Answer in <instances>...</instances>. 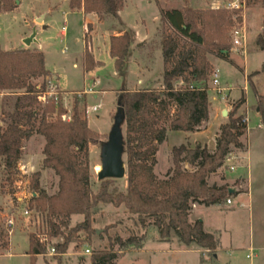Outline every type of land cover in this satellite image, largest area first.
Segmentation results:
<instances>
[{"label":"trees","instance_id":"trees-1","mask_svg":"<svg viewBox=\"0 0 264 264\" xmlns=\"http://www.w3.org/2000/svg\"><path fill=\"white\" fill-rule=\"evenodd\" d=\"M191 1L184 0V8L160 9L162 21L171 29L165 28L161 41L162 87L145 86L134 90L123 87L119 91L118 101L126 115L128 187L125 191L115 185L114 179L102 181L97 193L92 189L90 146L95 145L99 137L82 115L80 100L76 99L70 120L63 118L67 110L62 96L59 102L49 99L43 104L39 100L50 76L45 53L30 48L0 49V93H23L26 98L16 102L6 125L0 124V164L13 180L11 175L22 157L24 142L35 133L41 134L45 138L44 167L52 169L59 179L57 192L49 194L41 187V172L33 174L31 186L36 195L31 198V208L44 217L47 229L45 234H29L28 254L32 264L38 256L47 255L48 236L62 238V242L53 246L54 257L59 262L73 243L76 248L80 247L81 232L90 240L96 234L93 220L100 204L124 205L137 228L145 230L152 224L164 241H170L173 233L185 244L195 243L213 255L217 253L219 239L205 231L202 220L191 222L190 214L194 204L219 205L234 194L230 193L228 184L211 185L209 177L224 165L232 147L244 148L241 138L248 130L247 112L237 114V110L246 104L247 94L242 93L235 110L229 114V121L221 126L213 151L200 143L193 148L186 144L175 146L169 177L160 178L155 172L158 145L167 140L168 130L194 132L210 118L208 82L214 69L210 56L230 61L231 34L235 26L230 10L196 8ZM254 4L264 7V0H246V5ZM124 5L125 0H69L72 10L83 9L99 17L118 19ZM17 7L18 0H0V13ZM134 42L132 30L110 38V55L120 75H127V60ZM257 44L264 50V30ZM83 61L86 71L102 63L95 60L88 47ZM180 80L184 85L177 87ZM250 83L256 89L254 83ZM255 93V109L264 116V95L257 90ZM36 101L41 104L37 106ZM184 162L191 164L194 170L185 168ZM77 214L84 219L70 226L71 218ZM143 240L144 236L139 238L135 234L126 241L117 236L111 246L93 251L91 263L116 264L115 243L140 248ZM3 245L6 243L0 241V250Z\"/></svg>","mask_w":264,"mask_h":264},{"label":"rangeland","instance_id":"rangeland-1","mask_svg":"<svg viewBox=\"0 0 264 264\" xmlns=\"http://www.w3.org/2000/svg\"><path fill=\"white\" fill-rule=\"evenodd\" d=\"M129 1L132 15L141 12L149 19H153L159 9L185 7L184 0H158L157 4L148 0ZM229 1L231 0H192L191 5L204 9L226 8ZM39 12L47 13L44 24L35 20ZM231 15L233 16L232 12ZM238 15L239 18L234 19V28L240 25L239 23L245 27L247 34L245 49L235 51L232 44L231 62L225 59L216 61L218 57L210 56V60L214 64L216 62L217 66L214 65L213 70L217 68L220 70L219 81L222 91L217 90L213 84L212 74L208 82L210 112H217L218 119H214L213 116L209 123L206 121L197 129V131L207 129L201 139L213 146L221 126L229 121V114L235 110L242 93L247 94L246 104L237 110V114L247 112L248 130L241 138L244 148L232 147V160L225 161L224 165L209 177L211 185L228 184L234 190V194L229 196L234 203L227 205L225 201L219 205L204 206L196 210V215H202L205 220L206 227L218 234L216 257L195 243L188 245L176 240L153 242L147 239L143 250L136 246L123 247L115 243L114 248L118 253L116 264H264V116L255 109L257 104L255 90L264 95V50L257 44L258 36L264 30V7L262 4L246 5ZM92 18L91 16L90 19ZM84 21L81 13L70 11L69 5L66 2L61 3V0H21L18 9L0 13V49L27 48L25 38L30 36L34 29L37 31L36 41L32 42L29 48H40L45 53L49 77H53L58 85L67 110L63 118L71 119L76 99H79L82 115L87 118L90 128L99 137V141L90 146L91 184L93 191L97 193L101 181L97 178L96 166L101 165V146L107 140L114 124L119 91L123 87L127 88V83L137 82L143 76L144 83H137L138 87L147 86L150 80L151 86L157 82L161 84L156 88L162 87L163 72L159 69L156 55L159 53V41H162L165 28L169 31L171 29L161 22L159 41L154 40L152 48L137 51L142 60L139 75L136 77L133 69L129 68L128 76H123L116 72L115 62L109 54L107 27L98 26V35L95 36L89 27L85 30ZM64 25H67L66 36L62 35ZM116 25L119 26L117 23ZM87 47L95 60L102 62L92 71L84 69L83 56ZM38 82L40 84L42 79ZM182 85L184 83L181 80L176 83L177 87ZM134 89L137 88L129 90ZM93 93H96L97 97H94ZM18 100H26L23 93H0L2 126L6 125L8 114L14 110ZM39 103L35 102L37 106ZM96 104H101L100 109L87 113V107ZM221 109L228 110V116L221 114ZM174 110L175 106L172 107V111ZM124 130L126 133L125 125ZM167 134V140L158 145L159 150L156 154L155 172L163 179L169 177L173 168V148L181 144L193 148L198 143L191 135L182 131L168 130ZM44 145V136L36 133L24 142L22 157L11 175L13 180L9 179L8 171L2 163L0 164V233L3 234L0 241L6 243L0 250V264H32L31 256L28 254L29 234L46 232L44 217L31 208L34 193L31 182L34 173L41 172V187L49 194H54L58 190V176L43 164ZM183 164L188 170H194L188 162ZM232 166L235 167L234 170L231 169ZM127 178L128 176L115 179V185L122 191L128 187ZM28 208L30 213L26 215L24 210ZM11 218L14 220L13 226L8 225ZM83 219V215H74L70 226H75ZM93 227L96 234L88 240L87 234L81 232L83 241L80 247L76 248V244L73 243L60 262L51 254V248L62 242V238L48 236L47 255L38 256L34 264H92L90 256L93 251L111 246V242L117 236L124 241L134 234L139 238L144 236L145 239L143 234L145 230L136 227L134 218L124 205L120 207L112 204L98 205ZM87 249L90 253L86 252Z\"/></svg>","mask_w":264,"mask_h":264},{"label":"crops","instance_id":"crops-1","mask_svg":"<svg viewBox=\"0 0 264 264\" xmlns=\"http://www.w3.org/2000/svg\"><path fill=\"white\" fill-rule=\"evenodd\" d=\"M148 1L150 3H156V4L158 2V0H148ZM62 2H66L69 5V0H64V1L61 0V3ZM129 3H130L129 0H125V5H124L123 9L119 12V19L115 18V17L112 18V16L99 17V15H97L95 13H86L83 9L72 10L70 8V6H69V10L81 13L85 18V21H84L85 30H87L89 27L91 30L90 32L93 33V35H95V36L98 35V30H97L98 26L107 27L109 54H110V38H111V36L120 35V34L124 33L126 30L134 31L135 32V42L132 45L131 55L127 60V65H128L127 70L129 68H132L135 76L137 77L139 75L138 71H140V69L142 68L141 64H140L142 60L140 58V53H138V52H139V50L148 49V48L153 47V44H154L153 41L158 40V38H160V34H159L160 23L161 22L164 23V22L162 21L160 9L157 13H155L156 15L153 17V19H149V18H146V16L141 12H136L135 15H132V12H130V10H129ZM20 4H21V0L18 1V7L16 9L19 8ZM172 8H180V7H172ZM41 15H44V20H43V23H40V24H44L46 22V16H47V13H45V12L44 13L39 12L35 16V20H36V18L40 17ZM91 16L93 17L92 19H90ZM116 23L119 24V26H117ZM88 24H90L91 26H89ZM64 26H66V29H63ZM64 26L62 27V35L66 36L67 35V25H64ZM44 28H47V26H44ZM95 36H94V38H95ZM156 46H157V44H156ZM159 46H160V48L158 49L159 53L156 55V57H157V61L159 62V69H161V71L163 72L164 60H163V55H162L161 40L159 41ZM27 48H29V46H27ZM31 49H40V48H32L31 47ZM220 59L221 58H217L216 61H219ZM97 61H99V60H97ZM212 64H213V66L214 65L216 66V62H215V64H214V62H212ZM75 66H76V64H75ZM162 72H160V73H162ZM127 73H128V71H127ZM139 73H141V72H139ZM127 76H128V74H127ZM143 77H141L139 80H137V82H134V83L132 82L131 84L127 83L126 84L127 88H129V89H132V88L140 89V88H142L143 86L140 85L138 87L137 83L143 84L144 83ZM55 78H57V77H55ZM148 82H150V83H148ZM148 82H146V83H148L147 86H151V84H152L151 80ZM158 84H161V83L156 82L154 84L155 86L154 85H152V86L157 87ZM92 95H94V97H97L96 93H93ZM223 111H224V109H221L220 113L222 114ZM217 114H218L217 112L211 111L208 123L211 121V118H213V116H214V119H218ZM206 130L207 129H202L201 131L199 130V131L184 132V133H188V135H191V137L195 140V142L198 141V143H201L203 146L206 145L210 150L215 149L216 143H214L213 146H211L208 142L201 139L203 134L206 132ZM233 203H234V200H233ZM204 206L205 205H203V204H198V203L194 204L193 210L190 214V221L194 222L196 220H202L205 231L213 233L219 239L218 234L216 232L210 231L206 227L205 220L203 219L202 215H196V210H198L200 207H204ZM212 206H214V205H212ZM143 234L145 235V239L142 242V247H140V250H143L145 248L144 245H145V241L147 239L152 240L153 242H163L164 241L160 237L158 228L155 226H148L147 229H145V231H143ZM174 240H176L178 242L180 241L179 238L172 233L170 241H174ZM206 251L209 254H211L209 252V250L206 249ZM214 256L216 257V254Z\"/></svg>","mask_w":264,"mask_h":264},{"label":"water","instance_id":"water-1","mask_svg":"<svg viewBox=\"0 0 264 264\" xmlns=\"http://www.w3.org/2000/svg\"><path fill=\"white\" fill-rule=\"evenodd\" d=\"M44 15L36 18L38 23H43ZM37 31L34 29L32 34L25 38L24 42L30 47L32 42L36 41ZM227 53V51H224ZM224 116H228V110L223 111ZM126 122V115L121 102L118 101L117 113L114 117V124L109 132L108 138L101 146V165L97 172L99 181L107 179H123L127 177V161L126 155V138L124 125ZM230 193L234 190L230 188ZM33 195H36L34 192Z\"/></svg>","mask_w":264,"mask_h":264},{"label":"built area","instance_id":"built-area-1","mask_svg":"<svg viewBox=\"0 0 264 264\" xmlns=\"http://www.w3.org/2000/svg\"><path fill=\"white\" fill-rule=\"evenodd\" d=\"M246 7V0H231L229 1L228 6H226V8L228 10H230L233 13V17L234 19L239 18V13L240 11H242L244 8ZM240 25H238L237 27H235L233 29L232 32V38H233V50L235 51H244L245 49V42H246V38H247V34H246V29L245 27H243L241 25V23H239ZM63 29H66V26L63 27ZM219 73L220 70L219 68L213 70L212 76H213V84L216 86L217 90H219L220 92L222 91V89L220 88V81H219ZM56 79V78H55ZM41 86H38V88L40 89ZM60 92L58 90V85L55 83L54 78H47V88L45 91H43L42 93H40L39 95V100L45 104L47 103V101L49 99H54L56 102L60 101ZM101 104H96L93 105L91 107H87V113H89L90 111L96 112L100 109ZM248 120V119H247ZM262 125L260 124V127ZM232 154L230 153L227 158L226 161L229 162L232 160ZM232 170L235 169L234 166L231 167ZM226 203L228 205L233 203V199L231 197H228V199L226 200ZM24 213L26 215H28L30 213V209H25ZM8 225L9 226H13L14 225V220L11 218L8 220ZM87 253H90V250L87 249L86 250ZM56 253V249L55 247L51 248V254H55Z\"/></svg>","mask_w":264,"mask_h":264},{"label":"bare ground","instance_id":"bare-ground-1","mask_svg":"<svg viewBox=\"0 0 264 264\" xmlns=\"http://www.w3.org/2000/svg\"><path fill=\"white\" fill-rule=\"evenodd\" d=\"M100 170V165L96 166V171L98 172Z\"/></svg>","mask_w":264,"mask_h":264}]
</instances>
